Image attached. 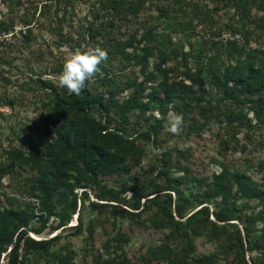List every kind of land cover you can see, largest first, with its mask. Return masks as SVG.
<instances>
[{"label":"rangeland","instance_id":"1","mask_svg":"<svg viewBox=\"0 0 264 264\" xmlns=\"http://www.w3.org/2000/svg\"><path fill=\"white\" fill-rule=\"evenodd\" d=\"M125 2V17H115L109 14L108 0H0V152L21 149L27 153L36 145L38 136L48 132L52 102L47 99V91L41 88L40 82L60 86L59 73L73 50L87 46L106 49L108 55L103 63L110 71L107 75L96 73L84 87L104 94L113 90L116 98L124 100L133 95L132 89H122L125 79L142 80L138 68L133 66L135 50L124 47L126 40L138 30L135 46H153L151 35L145 34L142 27L148 25L156 26L159 36L160 42L154 55L148 58L147 66L154 72L155 67L160 66V71L156 72V80L147 83L141 93L143 102H148L145 113L135 110L128 120V136L134 151L124 173L100 178L87 188L77 189L75 213L62 225L59 224L65 215L61 207L57 206L54 214L45 219L41 205L22 192L23 179L30 175L26 166H17L1 182L0 212L15 200L29 201L36 218L27 235L36 240L58 235L51 250L55 252L66 245L73 254L74 264H115L116 254L121 251L136 264H167L166 259L146 256L149 248L165 242L166 229L153 228L149 223L139 227L125 219H114L109 213L111 205L129 207L131 188L145 178H157L158 168L164 167V157L171 162L169 176L180 180L171 197L173 201L178 198L183 201L184 217L199 208L196 203L198 190L215 180H230L231 195L245 192L249 186L264 188V113L256 115L242 100L223 97L210 86L207 78L200 80L205 88V102L199 105L185 102L177 109L169 106L164 115L165 126L156 137L145 139L140 133L162 117L152 99L158 92L159 81L166 80L180 87L187 83L184 72L193 73L196 66L208 61L212 65L211 74H215L224 64V56L218 57L216 53L229 41L238 44L247 41V49L264 51V2L241 0L239 8L234 0ZM160 5H169L168 19L181 22L171 33L163 26L165 19L157 9ZM90 25L101 30L94 40L88 34ZM198 45L202 46L200 50ZM122 47L125 48L122 54L111 55L112 48L120 52ZM228 112L232 113V119L228 118ZM173 113L183 117L182 128L177 134L166 128ZM97 118L100 117L97 115ZM235 173L245 174L239 184L232 178ZM81 191H85V196ZM91 202L104 205L95 209ZM205 204L210 212L215 209L211 202ZM237 208L241 219L245 214L262 210L256 199L240 200ZM153 213L147 210L141 213V218ZM201 220L214 221L212 216L201 217ZM91 221H94V228L92 240H89ZM232 223L234 226H229L227 231L238 230L245 238L240 220ZM116 227L129 236V241L115 251L109 240ZM253 229L260 239L256 249L244 250L243 262L264 264L262 221H254ZM218 236V242L203 235L195 236L187 262L206 263V259L212 257L215 264H239L233 260L235 239L228 238L229 235L220 229ZM168 244L175 250L184 248L182 243L175 241ZM224 244L233 245L229 254H224ZM243 244L246 247L245 239ZM25 252L27 249L22 250ZM26 256L32 264H56L52 257L46 258L41 253L28 252ZM0 264H6L4 254H0Z\"/></svg>","mask_w":264,"mask_h":264},{"label":"trees","instance_id":"2","mask_svg":"<svg viewBox=\"0 0 264 264\" xmlns=\"http://www.w3.org/2000/svg\"><path fill=\"white\" fill-rule=\"evenodd\" d=\"M109 14L115 17L124 15L123 6L125 0H108ZM157 1V0H156ZM264 2V0H262ZM241 0H234L237 8ZM165 19L163 26L171 33L181 22H175L171 17L168 19L169 5L157 6ZM155 23V22H154ZM159 23L158 21L156 22ZM111 27H116L113 22H108ZM145 34L151 35L154 45L135 46L136 34H130L124 47L133 48V66L138 68L142 76L141 81L126 78L122 89H132L133 95L120 100L114 96L113 90L107 94L100 91H92L84 87L80 95L69 94L61 86H54L50 82L41 81L42 89L46 90L47 99L51 100L50 117L48 120V132L38 136L36 145L29 151L21 149H9L0 152V186L2 180L13 173L17 166L24 165L30 175L22 182V192L29 199L40 204V209L48 219L54 214L55 208L61 207L64 218L59 225L68 221L75 213L77 192L79 188H87L103 177L121 175L126 170V163L132 156L134 144L128 136V120L131 113L139 110L144 114L148 102H143L141 93L147 83L156 80V72L148 70V58L154 55L157 44H159L156 26H142ZM101 30L88 27V34L94 40ZM248 43L238 44L236 41L227 42L226 46L216 53L224 56L223 68L211 74L212 65L206 62L196 66L193 73L190 70L183 73L187 83L180 87L166 80L158 82V92L152 99L156 102L161 118L155 119L141 136L149 139L157 136L165 126L167 108L172 106L177 109L185 102L199 105L205 102V88L200 80L207 78L211 87L215 88L221 95L234 101L242 100L252 107L256 115L264 113V51L247 49ZM112 48L111 55L122 54L125 48ZM201 45H198L199 50ZM159 49V48H158ZM138 51V52H137ZM161 52V50L159 49ZM110 71L106 63L100 65L98 74ZM241 98V99H240ZM97 115L100 118H97ZM228 118L233 115L228 112ZM111 125H114L113 127ZM3 158V159H1ZM164 167L158 168L157 178H145L131 188L129 199L132 201L128 208L111 205L109 213L114 219H125L131 224L139 227L149 226L153 228L163 227L166 229L165 242L160 246L151 247L146 251L149 258L166 259L167 264H189L187 256L193 244L194 237L203 235L218 242L219 229L228 234V238L236 241L233 260L241 264L243 262L244 250L252 251L257 247L260 235H256L253 229L254 221H262L264 227V188L256 185L249 186L245 192L231 195V182H219L215 180L208 183L203 190H198L197 204L199 206L194 212L184 217V204L181 198L172 200L171 192L175 191L180 180L172 179L168 174L170 160L163 158ZM224 171V168H221ZM245 174L235 173L232 175L235 183H241ZM200 187V186H199ZM85 196V191H81ZM256 199L261 209L256 213L245 214L241 219L237 203L240 200L248 201ZM211 202L214 210L210 212L205 203ZM104 204L91 202L95 209ZM152 210L154 213L146 218H141V213ZM212 216L213 220H201V217ZM43 217V216H41ZM36 214L31 203L17 201L10 202L0 212V254H4L6 264H32L26 253H41L46 258L52 257L56 264H74L73 254L66 245L61 250L52 251L53 243L59 238L55 235L49 239L36 240L27 235ZM240 220L245 238L239 231H227L229 226H234L232 221ZM80 227V226H79ZM94 221L88 224L89 240H92ZM243 239L246 241L244 247ZM129 241V236L118 227L114 229L109 242L116 251L121 245ZM169 241L182 243L184 248L175 250L168 244ZM230 247L222 246L224 254H229ZM27 249L28 252L22 253ZM229 251V252H228ZM180 257V258H179ZM244 263V262H243ZM34 264V263H33ZM115 264H136L131 262L124 252L116 254ZM215 264L212 257L206 259V263ZM245 264V263H244Z\"/></svg>","mask_w":264,"mask_h":264},{"label":"clouds","instance_id":"3","mask_svg":"<svg viewBox=\"0 0 264 264\" xmlns=\"http://www.w3.org/2000/svg\"><path fill=\"white\" fill-rule=\"evenodd\" d=\"M106 49L87 46L73 50L65 59L58 76L59 85L69 94L80 95L86 81L100 71V65L107 59ZM183 125V117L173 113L166 125L167 131L177 134Z\"/></svg>","mask_w":264,"mask_h":264}]
</instances>
